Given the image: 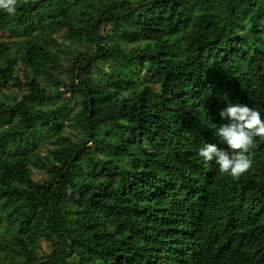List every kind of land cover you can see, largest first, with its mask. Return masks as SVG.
<instances>
[{"label": "trees", "instance_id": "obj_1", "mask_svg": "<svg viewBox=\"0 0 264 264\" xmlns=\"http://www.w3.org/2000/svg\"><path fill=\"white\" fill-rule=\"evenodd\" d=\"M0 33V264H264V139L239 180L198 155L228 103L264 119V0H28Z\"/></svg>", "mask_w": 264, "mask_h": 264}, {"label": "clouds", "instance_id": "obj_2", "mask_svg": "<svg viewBox=\"0 0 264 264\" xmlns=\"http://www.w3.org/2000/svg\"><path fill=\"white\" fill-rule=\"evenodd\" d=\"M28 0H0V10L15 17L18 7ZM219 115L227 123L216 129V135L227 147L205 143L198 155L205 162L216 161L219 173L239 180L253 169L252 153L257 147L255 138L264 139V119L256 109L244 103H228Z\"/></svg>", "mask_w": 264, "mask_h": 264}, {"label": "rangeland", "instance_id": "obj_3", "mask_svg": "<svg viewBox=\"0 0 264 264\" xmlns=\"http://www.w3.org/2000/svg\"><path fill=\"white\" fill-rule=\"evenodd\" d=\"M113 27V24L112 23H106V24H103L102 26H101V29H100V34H103L104 32H106V31H108L110 28H112ZM0 38H3V39H5V38H7L6 37V34H4V33H0ZM51 39H53V40H56L57 42H59L60 44H56V43H53V44H51V49L54 51V53L56 54V55H59V57L61 58L60 59V66L58 67V68H56V70H57V74H59V75H62V72L61 71H63V69H61V68H63L64 66H67V63L69 62V59H68V56H67V54L66 55H63L62 53H61V49H65L64 47H65V45H67V43H68V40L65 38V36H64V31H63V29H60V30H58V31H56L55 33H52L51 34ZM87 48L89 49V50H92L93 49V46H92V44H87ZM19 67H20V71H19V77L21 78V80H22V76H23V73L24 72H26L27 71V68L25 67V66H22V64H19L18 65ZM100 67H101V69H103V70H107V66L106 65H99ZM55 69V68H54ZM39 82H41L42 84L44 83V82H46L47 80L46 79H43V78H39V79H37ZM145 86H146V91H150V90H152L153 88H158V84L157 85H152V84H150L149 82H147L146 81V83H145ZM22 87H19V86H17V85H15V86H13L11 89H5V92H9V91H12V92H15V93H17L16 95L17 96H19V95H21L23 92H25V89H21ZM59 89H62V87H59ZM68 95V93H65V96H67ZM74 105V106H73ZM75 107H77V104L76 103H70V106L68 107V111L66 112V113H64V116H65V118L67 119L68 118V114L73 110V108H75ZM74 130L70 127V126H68V125H65L64 127H63V129H62V132H61V134H72V132H73ZM51 145V143L49 142V141H47L46 143H45V147H41V149H40V155H42V154H44L45 153V151H46V146L48 147V146H50ZM31 171H32V176H33V178H40L41 177V175H42V172H40L39 170H37V169H35V168H31ZM7 243L8 244H10V241H7ZM40 244H41V247H40V249H39V253L40 254H42V253H44V252H46V251H48L49 250V247H48V245H47V243L45 242V241H42L41 240V242H40Z\"/></svg>", "mask_w": 264, "mask_h": 264}]
</instances>
